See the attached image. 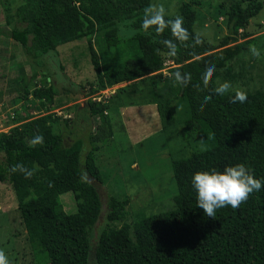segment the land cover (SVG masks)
I'll use <instances>...</instances> for the list:
<instances>
[{
  "label": "trees",
  "instance_id": "obj_1",
  "mask_svg": "<svg viewBox=\"0 0 264 264\" xmlns=\"http://www.w3.org/2000/svg\"><path fill=\"white\" fill-rule=\"evenodd\" d=\"M2 2L6 3L2 5L5 22L0 25V37L20 45L12 58L17 60L25 52L35 77H40L37 66L45 67L50 55L59 58V47L86 40L99 87L126 84L109 102L93 100L83 109L78 108L77 118L85 121L83 130L90 126L92 117H100L103 122L105 130L93 140L112 138L111 109L121 115L122 107L147 103L143 88L136 95L139 103L132 101L131 87L138 81L154 80L156 75L162 77L160 71L168 57L175 66L164 77L166 84L163 78L152 83L154 98L149 103L157 106L171 128L177 126V114L182 115L177 145L192 147L193 143L197 146L193 148L202 147L178 157L169 147L177 186L174 208L129 220L130 196L111 195L105 209L97 187L89 179L103 182L96 158L100 149L97 142L84 153L82 139L67 144L63 133L55 131L58 121L71 128L74 119L50 113L1 132L0 183L15 191L37 264H264V191L251 194L237 208L218 209L211 218L196 206L190 184L196 171L222 170L235 163H245L255 178L264 179V85L251 87L255 82L253 65L244 58L254 43L245 40L235 44L264 11V0H224L217 18L224 19L227 32L214 41L196 32L199 12L189 2L182 3L177 16L164 14L162 24L147 29L143 26L145 9L153 8L152 0H21L15 10L14 1ZM176 17L182 19L183 38L167 24ZM122 22H127V40L121 36ZM97 41L99 50L94 46ZM124 43L129 44L132 56L126 57ZM169 44L174 46V53L169 51ZM57 64L63 71L59 60ZM208 65H214V71L205 87L201 74ZM15 67L20 69V79L0 92L8 98L7 106L11 102L17 105L10 91L19 85L23 86L18 96L21 105L29 98L39 100L43 106L55 102L57 89L49 72L41 75L39 82L35 80L30 91L23 64ZM176 71L190 74L187 85H173ZM224 81L232 85L233 94L243 91L246 101L233 103L227 94L216 95L214 88ZM159 91H163L160 102L156 98ZM205 95L210 99L201 107ZM15 109L17 117L13 121L23 119ZM161 132L167 136L172 133L164 128L133 144V148L164 146L166 142L159 140ZM20 167L30 171L31 176L26 178ZM67 192L74 196L73 213H68L61 201ZM104 212L106 223L97 233Z\"/></svg>",
  "mask_w": 264,
  "mask_h": 264
},
{
  "label": "rangeland",
  "instance_id": "obj_2",
  "mask_svg": "<svg viewBox=\"0 0 264 264\" xmlns=\"http://www.w3.org/2000/svg\"><path fill=\"white\" fill-rule=\"evenodd\" d=\"M2 1L6 0H0V13L3 15L0 20L1 23L5 21V12L2 5L6 4ZM12 1L15 2V5H12L13 10H15L17 5L21 4V0ZM223 1L152 0V6L153 9L163 7L165 14L172 17L178 15L177 10L183 2L193 4L194 8L200 13V16L198 13V21L195 26L196 32L205 39L214 41V39L225 37L227 32L224 19L217 18V10H219V5ZM126 25L127 22L120 23L121 36L124 40H127L124 36V31L127 30ZM131 30L130 32L134 34L135 31ZM128 31L126 35H128ZM3 39L6 40L5 38ZM245 40L253 42L254 45L251 47H256L261 53L259 58L252 57L249 50L244 54L246 62H250L253 65L255 82L251 87L258 89L264 85V11L252 21L246 32L239 36L235 44L242 43ZM12 42L11 40H6V42L0 44V82L6 83L7 89L15 85L16 81L20 79V69L15 66L23 64L25 69L22 72H24L26 84L29 86L28 90L33 91L34 82H39L41 75L49 72L50 77H53L52 81L57 89V96L54 103H46L44 106L39 100L34 98L26 99L25 104L21 105L18 96L22 93L23 86H16L15 91H10L9 89L11 98H17V105L15 102H11L9 107L6 103L0 102V133L8 131L17 123L29 121L50 113L54 116L74 119L75 124L71 128L58 121L56 127H54L55 131L63 133L67 144H71L77 139H82L85 147L84 153L91 150L94 145L93 142H97L96 145L100 149L96 153V158L103 182L98 183L88 175L86 177H89L90 181L97 187L105 209L111 195L118 197L128 195L131 199L128 208L129 220L134 219L137 215L150 216L172 210L174 208L173 198L177 195V186L168 148L173 147L174 157L186 156L191 152L202 149L201 146L197 149L193 148L197 147L193 143L192 147L177 145V134L182 129V115L177 114V126L171 128L170 123L164 120L157 106L149 103L155 90V87H152V83L163 78L162 82L166 84L164 77L170 75L171 69L175 66H173L172 61L168 57L165 58L164 69L160 71L163 74L162 77L156 75L154 80L138 81L132 85V91H130L131 95L134 92L132 101L139 103L136 95L139 94V89L143 88L144 99L147 103L144 105L140 104V106L122 107L120 110L121 115H119L117 110L111 109L109 111V119L112 122L109 123V128L112 132V138H107L104 141H95L93 137H96L100 130H105L101 118L92 117L89 121L90 126L83 130L82 127L85 121L77 118L78 108L82 107L83 109L88 101H93L94 99H101L102 102L107 103L116 95L118 88L126 84L114 87V94L112 92L103 93L105 89L99 87L86 40L59 47V58L56 59V57L50 55V62L45 67L37 66L36 70L39 72L40 77H35V71L32 70L30 60L24 51V58H22V54L18 56L17 60L12 58L13 54H17L15 53L17 49H12L10 46ZM128 45V43L123 44V47L126 48V57L132 56L128 51ZM94 46L99 50L98 41ZM9 56L11 57L9 58ZM57 60L62 63L63 71L57 64ZM158 94L156 98L160 102L163 100V91H159ZM12 106L14 110L17 108L20 111L23 119L13 121L16 119L17 114ZM164 128L169 133L172 131L168 136L161 132L159 140L166 142L164 146L157 148L155 145H142L133 148V144L152 135H157ZM5 187L7 193L0 191L2 209V215L0 216V252L4 253L7 264H37L32 248L27 241L26 230L21 221L15 191L7 184ZM61 201L68 213L76 211L74 196L71 192L64 193L61 196ZM105 223L106 213L104 212L99 222L100 226L96 230L97 233Z\"/></svg>",
  "mask_w": 264,
  "mask_h": 264
},
{
  "label": "clouds",
  "instance_id": "obj_3",
  "mask_svg": "<svg viewBox=\"0 0 264 264\" xmlns=\"http://www.w3.org/2000/svg\"><path fill=\"white\" fill-rule=\"evenodd\" d=\"M145 12L147 13L143 24L145 29L152 24L159 25L164 22L163 16L165 10L163 7L156 9L148 8L145 9ZM167 24L174 34L183 38L184 29L182 28V19L180 17L167 21ZM169 51L172 53L175 51L174 46L171 44H169ZM249 52L252 57L259 58L261 56L260 51L256 47H251ZM172 63L174 66V62ZM213 71L214 65H208L202 72L201 82L205 87L208 86ZM190 79V74H181L179 71H176L172 77L173 85L180 87L187 85ZM114 87H107L105 90ZM214 93L220 96L227 94L233 103H244L247 99V96L243 91H235L233 94L232 85L227 81L219 83L214 88ZM209 99L210 97L205 95L200 101V106L203 107ZM20 171L24 172L26 178L32 174L30 171H26L23 167H20ZM190 184L195 193L196 206L203 210L205 216L211 218H215L218 209L226 206L237 208L240 204L245 202L251 194L264 191V179L255 178L252 169L245 163L228 165L222 170L213 168L196 171L191 175ZM0 264H7L3 252H0Z\"/></svg>",
  "mask_w": 264,
  "mask_h": 264
},
{
  "label": "crops",
  "instance_id": "obj_4",
  "mask_svg": "<svg viewBox=\"0 0 264 264\" xmlns=\"http://www.w3.org/2000/svg\"><path fill=\"white\" fill-rule=\"evenodd\" d=\"M2 17H3V15H2V13H0V20L2 19ZM4 22L5 21H3L2 23L0 22V25H4ZM3 38H5L6 40H11V39H9V38H7V37H0V44H2L3 42H6V40H4ZM11 41H13V40H11ZM10 46L12 47V49H14V48H16L17 50L19 49L18 47L20 46L19 44H17L16 42H12V44H10ZM18 46V47H17ZM1 51V50H0ZM11 56H9V58H10ZM3 88V90L5 91V88H6V83H2V82H0V92H1V89ZM1 94V93H0ZM8 100V98L6 97V96H0V102H4L5 103V101H7ZM133 144V143H132ZM6 184H4V183H0V191H4L5 193H7V190H6ZM0 207H1V205H0ZM2 215V209H1V212H0V216Z\"/></svg>",
  "mask_w": 264,
  "mask_h": 264
},
{
  "label": "built area",
  "instance_id": "obj_5",
  "mask_svg": "<svg viewBox=\"0 0 264 264\" xmlns=\"http://www.w3.org/2000/svg\"><path fill=\"white\" fill-rule=\"evenodd\" d=\"M113 90H114V88H108L107 90H105V91H103V93H111L112 92V94H114L115 92H113ZM94 101H97V102H102V100L101 99H94Z\"/></svg>",
  "mask_w": 264,
  "mask_h": 264
}]
</instances>
